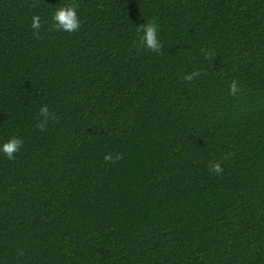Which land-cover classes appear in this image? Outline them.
I'll return each mask as SVG.
<instances>
[{
	"label": "trees",
	"instance_id": "16d2710c",
	"mask_svg": "<svg viewBox=\"0 0 264 264\" xmlns=\"http://www.w3.org/2000/svg\"><path fill=\"white\" fill-rule=\"evenodd\" d=\"M71 2L0 0V264H264V0Z\"/></svg>",
	"mask_w": 264,
	"mask_h": 264
},
{
	"label": "clouds",
	"instance_id": "9594fccd",
	"mask_svg": "<svg viewBox=\"0 0 264 264\" xmlns=\"http://www.w3.org/2000/svg\"><path fill=\"white\" fill-rule=\"evenodd\" d=\"M34 6L35 5H33V7ZM78 7L79 5L76 3V0H72L70 4L58 8L52 14V28L56 31H64L68 33H74L78 31L81 27V22L77 15ZM40 21L41 17L39 15L32 17L31 28L34 30L33 35L36 38H39V31L42 27ZM137 32L142 33V35H140L138 38V42H134V46L138 50L142 49L149 52L161 54L163 45L159 41L158 26L155 21L149 20L147 23L141 24L137 27ZM199 75H201L200 71L194 70L190 74L185 75L184 80L187 82H191L194 78L198 77ZM237 84L238 82L234 80L229 85L230 95L235 96L236 93L239 91ZM39 116L41 117V120L36 124V128L39 131H45L48 120L55 119L54 114H51L49 112L47 105H44L40 108ZM22 146V139L13 136L5 143L0 145V153H3V155L11 161L15 159V154L19 152ZM122 158V154L116 155L115 158H113L112 154H106L104 156V160L106 163H116ZM209 167L211 171L217 175L223 173V168L219 162L215 164H210Z\"/></svg>",
	"mask_w": 264,
	"mask_h": 264
}]
</instances>
